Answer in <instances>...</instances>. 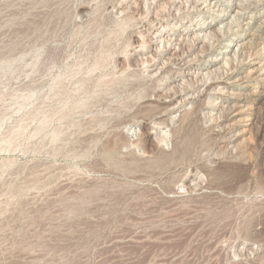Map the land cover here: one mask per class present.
Returning a JSON list of instances; mask_svg holds the SVG:
<instances>
[{
    "label": "rangeland",
    "instance_id": "obj_1",
    "mask_svg": "<svg viewBox=\"0 0 264 264\" xmlns=\"http://www.w3.org/2000/svg\"><path fill=\"white\" fill-rule=\"evenodd\" d=\"M0 264H264V0H0Z\"/></svg>",
    "mask_w": 264,
    "mask_h": 264
},
{
    "label": "bare ground",
    "instance_id": "obj_2",
    "mask_svg": "<svg viewBox=\"0 0 264 264\" xmlns=\"http://www.w3.org/2000/svg\"><path fill=\"white\" fill-rule=\"evenodd\" d=\"M207 29H208V28H207ZM219 37H220V36H219ZM165 38H166V37H165ZM168 42H169V41H168ZM200 42H201V41H200ZM177 43H178V42H177ZM198 43H199V42H198ZM189 44H190V43H189ZM176 45H177V44H176ZM181 45H182V44H181ZM201 45H203V44H201ZM179 46H180V45H179ZM187 46H188V45H187ZM187 46H186V47H187ZM176 47H177V46H176ZM205 47H206V46H205ZM214 47H215V46H214ZM171 48H172V47H171ZM178 48H179V47H178ZM188 48H189V47H188ZM200 48H202V47H200ZM179 49H180V48H179ZM179 49H178V51H179ZM181 49H182V48H181ZM185 50H186V48L184 49V51H185ZM187 50H188V49H187ZM187 50H186V51H187ZM212 50H213V49H212ZM175 51H176V50H175ZM186 51H185V52H186ZM193 51H194V50H193ZM208 51H209V50H208ZM210 51H211V50H210ZM176 52H177V51H176ZM187 52H188V51H187ZM156 54H157V53H156ZM174 54H175V56H176V53H174ZM187 54H188V53H187ZM189 54H190V53H189ZM189 54H188V55H189ZM207 54H208V53H207ZM209 54H210V53H209ZM177 55H178V54H177ZM183 55H184V54H182L181 59H178V60L181 61V60L183 59V57H184ZM165 56H166V55H165ZM168 56H169V55H168ZM178 56H179V55H178ZM185 56H186V55H185ZM205 56H206V55H205ZM162 57H163V56H162ZM162 57H161V58H162ZM170 57H171V56H170ZM186 57H187V56H186ZM177 58H178V57H177ZM174 59L176 60V58H174ZM184 59H185V58H184ZM130 60H131V59H130ZM132 60H133V59H132ZM164 60H165V59H164ZM202 60H203V59H202ZM184 62H185V61H184ZM184 62H183V63H184ZM165 63H166V62H165ZM171 63H172V62H171ZM173 63H174V62H173ZM181 63H182V62H181ZM183 63H182V64H183ZM128 64H129V63H128ZM130 64H131V63H130ZM130 64H129V65H130ZM166 64H167V63H166ZM177 64H178V62H177ZM189 64H190V63H189ZM194 64H195V63H194ZM197 64H198V63H197ZM172 65H173V64H172ZM170 66H171V65H170ZM170 66H169V67H170ZM186 66H187V65H186ZM206 66H207V65H206ZM187 67H188V66H187ZM180 68H182V67H180ZM188 68H189V67H188ZM191 68H192V67H191ZM195 68H196V67H195ZM198 68H199V67H198ZM178 69H179V68H178ZM205 70H206V68H205ZM188 72H189V71H188ZM194 72H195V71H194ZM183 73H184V72H183ZM185 73H186V72H185ZM189 74H190V73H189ZM206 74H207V73H206ZM183 75H184V74H183ZM235 75H236V74H235ZM178 76H179V75H178ZM199 76H200V75H199ZM195 77H196V76H195ZM208 77H209V76H208ZM173 79H174V78H173ZM207 79H208V78H207ZM182 80H183V79H182ZM172 82H173V81H172ZM204 82H205V81H204ZM206 82H207V81H206ZM206 82H205V83H206ZM174 84H175V83H174ZM179 84H180V83H179ZM194 84H195V83H194ZM186 85H187V84H186ZM190 86H191V85H190ZM195 86H196V85H195ZM201 86H202V85H201ZM203 86H204V85H203ZM206 86H207V84H206ZM185 87H186V86H185ZM204 87H205V86H204ZM178 88H179V87H178ZM199 88H200V87H199ZM209 88H210V87H209ZM209 88H208V89H209ZM173 89H174V87H173ZM185 89H186V88H185ZM189 89H190V88H189ZM203 89H204V88H203ZM157 91H158V90H157ZM159 91H160V90H159ZM161 91H162V90H161ZM168 91H169V90H168ZM180 91H181V90H180ZM182 91H183V90H182ZM205 91H206V90H205ZM174 92H175V91H174ZM186 92H187V91H186ZM199 92H201V91H199ZM161 93H162V92H161ZM169 93H170V92H169ZM184 93H185V92H184ZM201 93H202V92H201ZM179 94H180V93H179ZM154 95H155V94H154ZM164 95H165V94H164ZM171 95H172V93H171ZM189 96H190V95H189ZM197 96H198V95H197ZM199 96H200V95H199ZM165 97H166V96H165ZM180 97H181V96H180ZM182 97H183V96H182ZM191 97H192V95H191ZM158 98H159V97H158ZM168 98H169V97H168ZM171 98H172V96H171ZM194 98H195V97H194ZM156 99H157V98H156ZM160 99H161V98H160ZM178 99H179V98H178ZM182 99H184V98H182ZM185 99H186V98H185ZM157 100L159 101V99H157ZM167 100H168V99H167ZM169 100H170V99H169ZM180 100H181V99H180ZM194 100L196 101V98H195ZM171 101H172V99H171ZM183 101H184V100H183ZM190 101H192V100H190ZM162 102H163V101H162ZM169 102H170V101H169ZM169 102H168V103H169ZM184 102H185V101H184ZM158 103H160V102H158ZM170 105H171V104H170ZM173 106H175V105H173ZM209 106H210V105H209ZM166 107H167V106H166ZM187 107H188V106H187ZM206 107H208V106H206ZM219 125H220V124H219ZM177 131H178V130H177ZM125 133H126V132H125ZM175 133H176V132H175ZM116 135H117V134H116ZM122 138H123V137H121V139H122ZM221 138H222V137H221ZM125 139H126V138H125ZM125 139H124V140H125ZM227 139H228V138H227ZM122 140H123V139H122ZM230 141H231V140H230ZM127 145H128V144H127ZM232 145H233V144H232ZM229 146H230V145H229Z\"/></svg>",
    "mask_w": 264,
    "mask_h": 264
}]
</instances>
